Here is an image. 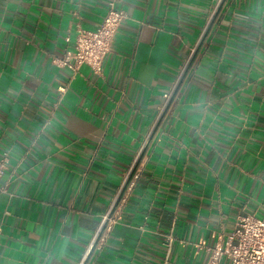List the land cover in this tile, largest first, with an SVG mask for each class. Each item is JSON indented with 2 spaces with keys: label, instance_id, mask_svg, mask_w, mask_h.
I'll list each match as a JSON object with an SVG mask.
<instances>
[{
  "label": "crops",
  "instance_id": "0c3cea01",
  "mask_svg": "<svg viewBox=\"0 0 264 264\" xmlns=\"http://www.w3.org/2000/svg\"><path fill=\"white\" fill-rule=\"evenodd\" d=\"M107 3L0 0V264H206L264 219V0H123L100 75L54 64Z\"/></svg>",
  "mask_w": 264,
  "mask_h": 264
},
{
  "label": "built area",
  "instance_id": "2783aa9c",
  "mask_svg": "<svg viewBox=\"0 0 264 264\" xmlns=\"http://www.w3.org/2000/svg\"><path fill=\"white\" fill-rule=\"evenodd\" d=\"M123 0H108L106 12L100 24L94 29H84L77 27L73 48L63 53L61 57L55 59L54 64L58 67H67L76 73L82 65L87 66L96 75H100L105 57L112 49V43L126 12L118 5ZM66 40H68L66 38ZM186 66V65H185ZM182 69L177 82L185 71ZM176 85L171 92L163 95L167 104ZM66 86H59L57 91L60 96L66 92ZM8 159L4 155L0 159V177L6 169ZM132 176V174H131ZM130 176V177H131ZM136 177V175H134ZM126 181V185L129 183ZM131 184V183H130ZM118 195L107 215L104 216L100 230L110 229L116 217L113 211L119 202ZM101 233L95 237L94 241H101ZM210 255L206 264H264V219L252 214L241 216L235 223L231 235L224 243H216L213 247L207 248Z\"/></svg>",
  "mask_w": 264,
  "mask_h": 264
}]
</instances>
